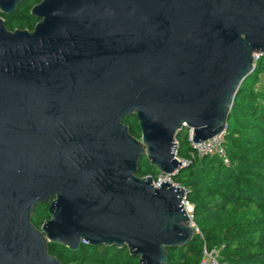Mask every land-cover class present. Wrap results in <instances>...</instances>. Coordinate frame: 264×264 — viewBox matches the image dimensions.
<instances>
[{"label": "water", "instance_id": "obj_1", "mask_svg": "<svg viewBox=\"0 0 264 264\" xmlns=\"http://www.w3.org/2000/svg\"><path fill=\"white\" fill-rule=\"evenodd\" d=\"M23 1L0 0V264H62L49 244L82 242L165 264L195 235L186 190L139 164L178 176V131L225 133L264 54V0H40L33 30L7 29Z\"/></svg>", "mask_w": 264, "mask_h": 264}, {"label": "trees", "instance_id": "obj_2", "mask_svg": "<svg viewBox=\"0 0 264 264\" xmlns=\"http://www.w3.org/2000/svg\"><path fill=\"white\" fill-rule=\"evenodd\" d=\"M38 2L25 0L4 15L7 29L33 30L37 18L30 10ZM123 122L141 138L135 115ZM176 142V156L188 164L172 181L186 190L195 235L185 246L168 249L165 264H200L205 252L213 250L223 264H264V55L241 83L230 109L222 143L228 163L218 155L197 156L186 127L178 131ZM159 174L143 156L138 175L156 180ZM48 207H35L32 222L37 228L50 218ZM49 252L62 264H140L127 248L85 242L76 250L50 243Z\"/></svg>", "mask_w": 264, "mask_h": 264}, {"label": "built area", "instance_id": "obj_3", "mask_svg": "<svg viewBox=\"0 0 264 264\" xmlns=\"http://www.w3.org/2000/svg\"><path fill=\"white\" fill-rule=\"evenodd\" d=\"M264 55V54H263ZM262 54H256L254 56V59L255 61L260 57V56H263ZM186 128H188L187 126H185ZM189 130V139L191 141V145L193 146L194 150H195V154L199 157H203V156H213V155H218L220 156L221 158L224 159L225 163H228V159L226 157V154H225V151H224V148L222 146V143H223V139H224V134H221V135H217L215 137H212L206 141H203V142H199V143H194L193 140H192V137H191V128H188ZM176 147H177V142H176V145H175V154H176ZM177 157V156H176ZM178 158V157H177ZM179 159V158H178ZM184 166H186L188 164V161L187 160H181L179 159ZM163 180H166L172 184L173 181H172V177H170L169 175H166V174H163V173H160L159 176L157 177L156 180L153 181V184L155 187L159 186L161 184V182ZM175 185V184H174ZM187 205H190L188 202H187ZM192 206L190 205V207H188L189 209L191 208ZM189 212V224L190 226H192L194 229H195V223L193 222V219H192V211H188ZM208 254L212 259V263L211 264H223V263H220L218 260H217V255H218V251L216 250H213L212 252L208 253L207 251L205 252V255ZM204 262V261H203ZM205 263V262H204ZM206 264V263H205Z\"/></svg>", "mask_w": 264, "mask_h": 264}, {"label": "rangeland", "instance_id": "obj_4", "mask_svg": "<svg viewBox=\"0 0 264 264\" xmlns=\"http://www.w3.org/2000/svg\"><path fill=\"white\" fill-rule=\"evenodd\" d=\"M187 207H190V205H186ZM206 264H211L212 263V261H213V259L208 255V254H206L205 255V258H204V260H203Z\"/></svg>", "mask_w": 264, "mask_h": 264}, {"label": "bare ground", "instance_id": "obj_5", "mask_svg": "<svg viewBox=\"0 0 264 264\" xmlns=\"http://www.w3.org/2000/svg\"><path fill=\"white\" fill-rule=\"evenodd\" d=\"M176 155V154H175ZM188 210H190V209H188Z\"/></svg>", "mask_w": 264, "mask_h": 264}, {"label": "flooded vegetation", "instance_id": "obj_6", "mask_svg": "<svg viewBox=\"0 0 264 264\" xmlns=\"http://www.w3.org/2000/svg\"><path fill=\"white\" fill-rule=\"evenodd\" d=\"M4 16V15H3Z\"/></svg>", "mask_w": 264, "mask_h": 264}]
</instances>
